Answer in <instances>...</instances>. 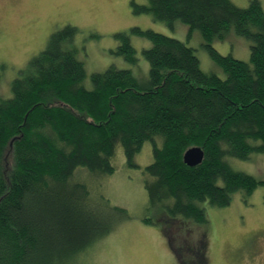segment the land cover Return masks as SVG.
<instances>
[{
    "label": "trees",
    "instance_id": "16d2710c",
    "mask_svg": "<svg viewBox=\"0 0 264 264\" xmlns=\"http://www.w3.org/2000/svg\"><path fill=\"white\" fill-rule=\"evenodd\" d=\"M131 4L134 14L198 30L225 77L202 70L195 49L182 40L131 27L115 34L114 53L135 64L131 35L149 40L143 51L148 87L131 70L114 67L94 73L87 87L73 47L78 27L54 31L46 48L19 70L11 95L0 98V264L71 263L113 231L119 217H128L102 195L93 201L84 179L112 175L119 146L127 164L140 168L135 156L150 142L153 162L144 167L149 206L163 217L159 223L179 221L185 236L192 224H209L204 204L227 207L235 195L245 199L264 187V180L231 165L232 159L264 154L260 1L244 8L231 0ZM229 32L250 41L249 62L213 46L214 38ZM193 147L204 158L191 167L184 154ZM205 247L201 238L195 253H182L184 264H208Z\"/></svg>",
    "mask_w": 264,
    "mask_h": 264
},
{
    "label": "rangeland",
    "instance_id": "374dc122",
    "mask_svg": "<svg viewBox=\"0 0 264 264\" xmlns=\"http://www.w3.org/2000/svg\"><path fill=\"white\" fill-rule=\"evenodd\" d=\"M135 1L138 4L146 3V0ZM231 1L244 8L252 0ZM258 1L264 10V0ZM131 2L0 0V98L11 95V84L19 70L46 48L50 35L69 24L79 29L73 47L77 49L76 56L86 69L84 86H92L91 76L94 73L114 67L131 70L142 85L148 87L150 64L143 51L151 46V42L131 35L138 58L135 64L114 53L119 45L115 34L128 31L131 27L151 29L182 40L195 49L202 70L225 77L203 46L204 40L198 30L190 33L189 27L180 22L169 26L150 14H134ZM212 44L222 55L231 54L239 60L250 61L251 43L243 36L229 32L223 39L214 38ZM135 162L140 168L127 164L123 148L119 146L112 175L84 176L93 201L102 195L111 207L124 208L128 217H119L121 220L113 231L82 250L75 261L68 264H178L161 227L165 226L167 229L164 230L173 236L184 235L185 231L178 229L179 221L170 220L166 225L159 223L164 219L149 206L144 185L147 177L144 167L153 162L150 142L144 144L135 156ZM231 165L235 170L264 180V154L253 155L250 160L232 159ZM204 207L209 224L189 226L191 232L184 235L188 239L185 244L197 242L199 246L201 238L204 239L208 264H264V187L259 186L245 199L241 194L235 195L227 207L208 204H204ZM144 218L157 220L159 224L146 223ZM181 239L182 236L177 235L174 240Z\"/></svg>",
    "mask_w": 264,
    "mask_h": 264
},
{
    "label": "flooded vegetation",
    "instance_id": "af4514ba",
    "mask_svg": "<svg viewBox=\"0 0 264 264\" xmlns=\"http://www.w3.org/2000/svg\"><path fill=\"white\" fill-rule=\"evenodd\" d=\"M161 229H163V232L165 233V236H166V242H167V245L169 246V250L172 254H174L175 256V259L177 261L178 264H184V261H183V256H182V253H185V252H193L195 253L196 249L198 248L197 246V242L193 243V244H185V241L187 242V238L183 237V235H179V234H176L175 236L173 235H169L167 233V230H164V229H167L165 226L164 227H161ZM169 229V228H168ZM178 232V231H177ZM177 235L181 238L182 236V239L181 240H174L175 238H177ZM184 239V240H183ZM177 242V243H176ZM201 242V240H200ZM175 243V244H174ZM185 244V245H184Z\"/></svg>",
    "mask_w": 264,
    "mask_h": 264
},
{
    "label": "water",
    "instance_id": "95a60500",
    "mask_svg": "<svg viewBox=\"0 0 264 264\" xmlns=\"http://www.w3.org/2000/svg\"><path fill=\"white\" fill-rule=\"evenodd\" d=\"M204 158V151L200 147H193L184 154V162L193 167L199 165Z\"/></svg>",
    "mask_w": 264,
    "mask_h": 264
}]
</instances>
